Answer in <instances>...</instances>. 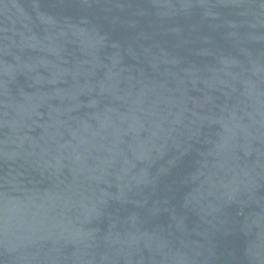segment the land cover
<instances>
[{
    "label": "water",
    "instance_id": "95a60500",
    "mask_svg": "<svg viewBox=\"0 0 264 264\" xmlns=\"http://www.w3.org/2000/svg\"><path fill=\"white\" fill-rule=\"evenodd\" d=\"M0 264H264V0H0Z\"/></svg>",
    "mask_w": 264,
    "mask_h": 264
}]
</instances>
